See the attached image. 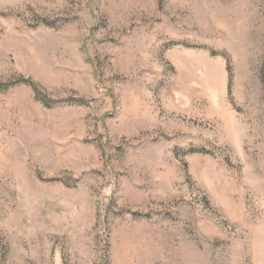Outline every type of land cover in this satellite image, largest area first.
<instances>
[{
	"label": "rangeland",
	"instance_id": "obj_1",
	"mask_svg": "<svg viewBox=\"0 0 264 264\" xmlns=\"http://www.w3.org/2000/svg\"><path fill=\"white\" fill-rule=\"evenodd\" d=\"M0 264H264V0H0Z\"/></svg>",
	"mask_w": 264,
	"mask_h": 264
}]
</instances>
